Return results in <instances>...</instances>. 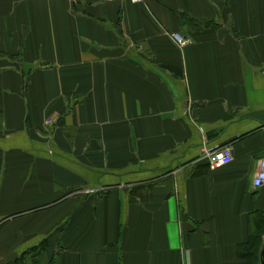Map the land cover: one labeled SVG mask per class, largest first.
I'll use <instances>...</instances> for the list:
<instances>
[{
	"label": "crops",
	"instance_id": "crops-1",
	"mask_svg": "<svg viewBox=\"0 0 264 264\" xmlns=\"http://www.w3.org/2000/svg\"><path fill=\"white\" fill-rule=\"evenodd\" d=\"M262 157L264 0H0V264H262Z\"/></svg>",
	"mask_w": 264,
	"mask_h": 264
},
{
	"label": "built area",
	"instance_id": "built-area-1",
	"mask_svg": "<svg viewBox=\"0 0 264 264\" xmlns=\"http://www.w3.org/2000/svg\"><path fill=\"white\" fill-rule=\"evenodd\" d=\"M89 1H114V0H89ZM134 3H142L145 0H130ZM173 39L180 45L185 46L190 43V39L184 37L180 33H173ZM202 157L207 160L211 168H217L231 163L233 160L232 146L224 145L222 147H208L206 145L202 148ZM254 185L259 188L264 185V157L260 160V167L254 177ZM88 193L94 192V190H87Z\"/></svg>",
	"mask_w": 264,
	"mask_h": 264
},
{
	"label": "trees",
	"instance_id": "trees-1",
	"mask_svg": "<svg viewBox=\"0 0 264 264\" xmlns=\"http://www.w3.org/2000/svg\"><path fill=\"white\" fill-rule=\"evenodd\" d=\"M256 228H262L264 226V214H262L261 218H258V220L255 221ZM261 229V230H262ZM260 241H261V234L255 233L251 235V239L249 240L247 246L248 249L243 247V249L240 251V255L248 260L249 264H257V258L256 255L258 253V246H259V252H260ZM256 259V260H255Z\"/></svg>",
	"mask_w": 264,
	"mask_h": 264
},
{
	"label": "water",
	"instance_id": "water-1",
	"mask_svg": "<svg viewBox=\"0 0 264 264\" xmlns=\"http://www.w3.org/2000/svg\"><path fill=\"white\" fill-rule=\"evenodd\" d=\"M261 262H262V264H264V245H263L262 250H261Z\"/></svg>",
	"mask_w": 264,
	"mask_h": 264
}]
</instances>
